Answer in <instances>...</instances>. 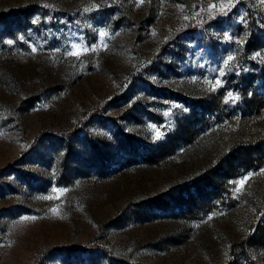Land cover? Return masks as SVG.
Instances as JSON below:
<instances>
[{
  "label": "rangeland",
  "instance_id": "obj_1",
  "mask_svg": "<svg viewBox=\"0 0 264 264\" xmlns=\"http://www.w3.org/2000/svg\"><path fill=\"white\" fill-rule=\"evenodd\" d=\"M228 3L0 0V264H264V0Z\"/></svg>",
  "mask_w": 264,
  "mask_h": 264
},
{
  "label": "snow or ice",
  "instance_id": "obj_2",
  "mask_svg": "<svg viewBox=\"0 0 264 264\" xmlns=\"http://www.w3.org/2000/svg\"><path fill=\"white\" fill-rule=\"evenodd\" d=\"M140 2L142 3L143 2V0H140ZM231 2H232V0H229V3L228 4H221L220 6H219V11H226V9L228 8V7H230V5H231ZM212 7H216V5H212ZM87 10V9H86ZM35 22V21H34ZM103 35H105L104 33H101V36H103ZM8 43L9 44H11L12 43V41L11 40H9L8 41ZM77 46L76 45H73V48H76ZM36 49H33V51H35ZM72 55H76V56H78L79 55V53L78 52H73V53H71ZM229 60H231L232 59V57H229L228 58ZM225 63L227 64L228 63V61H225ZM231 93H229V97L231 98ZM235 100V98H233V101ZM262 171H264V170H262ZM250 175H252V174H250ZM249 177H245L243 180H241V181H239L238 183L240 184V185H243L244 184V182L248 179ZM32 219H34V218H32Z\"/></svg>",
  "mask_w": 264,
  "mask_h": 264
}]
</instances>
